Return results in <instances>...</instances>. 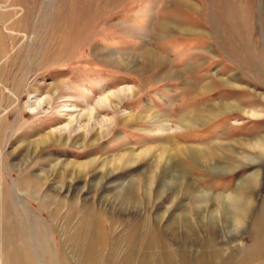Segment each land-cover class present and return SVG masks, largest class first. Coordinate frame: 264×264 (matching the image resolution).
Here are the masks:
<instances>
[{
  "label": "rangeland",
  "instance_id": "rangeland-1",
  "mask_svg": "<svg viewBox=\"0 0 264 264\" xmlns=\"http://www.w3.org/2000/svg\"><path fill=\"white\" fill-rule=\"evenodd\" d=\"M0 264H264V0H0Z\"/></svg>",
  "mask_w": 264,
  "mask_h": 264
},
{
  "label": "bare ground",
  "instance_id": "bare-ground-1",
  "mask_svg": "<svg viewBox=\"0 0 264 264\" xmlns=\"http://www.w3.org/2000/svg\"><path fill=\"white\" fill-rule=\"evenodd\" d=\"M153 60V61H155V62H158V63H160L159 61L161 60L160 58H158V56H156V55H153V53H150V54H148V60L150 61V60ZM157 63V65H160V64H158ZM221 107V112H226V113H228V111L227 110H230V109H228V106L226 107V106H220ZM145 116V115H144ZM99 118V117H98ZM150 118H152V119H157L158 121H163L164 122V124H167L168 125V123L170 122L169 120H167V119H165V118H163V119H160V118H158V117H156V116H152V117H150ZM205 116H200V117H192V119H190L189 121L188 120H186L185 122L187 123V125H189V126H194V125H196V124H198V122H201V121H204L205 120ZM208 118H211L210 116L208 117ZM96 118L94 117V116H92L91 117V119L90 120H88L89 122H92V121H94ZM97 120V119H96ZM145 120V119H144ZM149 120H151V119H149ZM184 120V119H183ZM152 121H154V120H152ZM169 121V122H168ZM97 122H98V120H97ZM102 122V121H101ZM105 121H103V123H104ZM180 122H183V121H180ZM94 123V122H93ZM100 123V122H99ZM184 123V122H183ZM96 124V123H95ZM179 124V123H178ZM180 125H181V123H180ZM164 126V125H163Z\"/></svg>",
  "mask_w": 264,
  "mask_h": 264
}]
</instances>
